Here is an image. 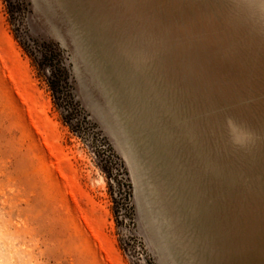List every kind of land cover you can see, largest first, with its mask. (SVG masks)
I'll return each instance as SVG.
<instances>
[{"label":"rangeland","instance_id":"1","mask_svg":"<svg viewBox=\"0 0 264 264\" xmlns=\"http://www.w3.org/2000/svg\"><path fill=\"white\" fill-rule=\"evenodd\" d=\"M0 264H264V0H0Z\"/></svg>","mask_w":264,"mask_h":264},{"label":"trees","instance_id":"2","mask_svg":"<svg viewBox=\"0 0 264 264\" xmlns=\"http://www.w3.org/2000/svg\"><path fill=\"white\" fill-rule=\"evenodd\" d=\"M50 54L58 55L59 52L57 50L50 49ZM57 71L58 72L56 73V75H54V77L48 78V83L54 92H56V88L58 85H61L63 87V85L61 84L62 82H64V84L66 85H69V80H68L69 76L66 68L63 65H59ZM69 99H71L72 101L74 100L70 93H69Z\"/></svg>","mask_w":264,"mask_h":264}]
</instances>
